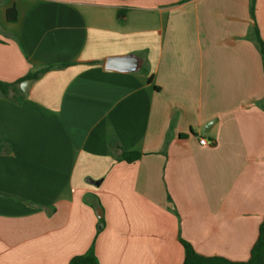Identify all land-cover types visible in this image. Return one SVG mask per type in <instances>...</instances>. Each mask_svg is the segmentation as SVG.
I'll use <instances>...</instances> for the list:
<instances>
[{"label": "crops", "instance_id": "0c3cea01", "mask_svg": "<svg viewBox=\"0 0 264 264\" xmlns=\"http://www.w3.org/2000/svg\"><path fill=\"white\" fill-rule=\"evenodd\" d=\"M251 7L0 0V82L50 68L0 94V264H70L93 244L100 264H183L181 240L250 260L264 219V0L255 19ZM128 56L140 70L106 69Z\"/></svg>", "mask_w": 264, "mask_h": 264}, {"label": "trees", "instance_id": "16d2710c", "mask_svg": "<svg viewBox=\"0 0 264 264\" xmlns=\"http://www.w3.org/2000/svg\"><path fill=\"white\" fill-rule=\"evenodd\" d=\"M251 13L253 19H255V0H252ZM126 15H127V10L121 9L119 11V20L122 22L125 21ZM7 19L8 22L12 24L18 22L19 13L15 7L10 8L7 11ZM254 38L262 55L263 65H264V42L261 39L257 27H255L254 29ZM49 70L50 68H45L37 72H32L23 80L12 84L0 82V94L8 97L10 92L19 91V84L21 82L26 80H37L40 78V76H42L44 73H46ZM141 157L142 154L139 152H123L121 154L120 160L125 161L127 163H135L139 161ZM104 223L105 222L103 219L100 220V231L103 229ZM181 243L185 250V260L183 264H264V219L260 227V234L258 241L252 249L250 260L247 262H231L227 259L220 257H204L199 255L190 243L184 240H181ZM70 264H100V261L96 255L95 244H93V246L85 254L73 258L70 261Z\"/></svg>", "mask_w": 264, "mask_h": 264}, {"label": "water", "instance_id": "95a60500", "mask_svg": "<svg viewBox=\"0 0 264 264\" xmlns=\"http://www.w3.org/2000/svg\"><path fill=\"white\" fill-rule=\"evenodd\" d=\"M142 67L141 61L135 56H128L125 58L114 59L111 58L106 63V69L110 71L120 72H136ZM31 81H26L22 84L21 89L26 92ZM98 216L102 218V214L97 212Z\"/></svg>", "mask_w": 264, "mask_h": 264}, {"label": "built area", "instance_id": "2783aa9c", "mask_svg": "<svg viewBox=\"0 0 264 264\" xmlns=\"http://www.w3.org/2000/svg\"><path fill=\"white\" fill-rule=\"evenodd\" d=\"M200 144H201L202 146H206V147H208V146L211 145L210 142H209L207 139H205V138H201V139H200Z\"/></svg>", "mask_w": 264, "mask_h": 264}]
</instances>
